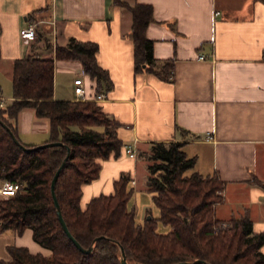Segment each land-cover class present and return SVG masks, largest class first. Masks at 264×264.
<instances>
[{
	"label": "crops",
	"instance_id": "0c3cea01",
	"mask_svg": "<svg viewBox=\"0 0 264 264\" xmlns=\"http://www.w3.org/2000/svg\"><path fill=\"white\" fill-rule=\"evenodd\" d=\"M0 0V99L12 96V67L17 58L36 51L53 57V99H76L81 81L85 95L119 125L122 146L117 155L97 159L96 178L81 186L80 205L114 192V181L128 176L127 208L142 223L159 209L146 190L147 160L143 154L155 141H181L193 170L216 173L224 181L215 217L228 221L248 216L254 232L264 233V0ZM148 4L152 19L145 35L159 65L169 61L171 78L153 70H134L130 6ZM216 10L219 12L216 13ZM29 16V18H27ZM36 21V39L26 42L21 30ZM52 30V39L47 37ZM70 38L97 43V63L109 84L97 90V80L77 59L55 58V45ZM46 40L49 43L46 46ZM204 58H199L200 55ZM2 87L8 95H2ZM19 140L36 145L50 137L49 119L23 107L12 120ZM207 134L211 135L206 139ZM133 146L134 156L126 147ZM144 158V159H142ZM139 172L144 174L138 182ZM141 174V175H142ZM140 175V176H141ZM134 181V182H132ZM1 198V196H0ZM169 225L160 221L158 232ZM9 245L31 253L51 251L32 238V230L0 231V264L8 260ZM260 250L264 253V243Z\"/></svg>",
	"mask_w": 264,
	"mask_h": 264
},
{
	"label": "trees",
	"instance_id": "16d2710c",
	"mask_svg": "<svg viewBox=\"0 0 264 264\" xmlns=\"http://www.w3.org/2000/svg\"><path fill=\"white\" fill-rule=\"evenodd\" d=\"M130 10L134 70H153L171 78L172 65L169 61L157 64L152 40L145 35L151 6L135 4ZM97 48L95 42L70 38L66 45H55V58L79 60L84 72L96 78L99 92L110 82L96 61ZM53 68V57L36 51L15 59L13 99L0 107V180L21 184L18 192L0 198V231L21 233L30 228L34 241L51 253H31L25 246L9 245V259L1 264H123L121 248L128 264H264L260 250L264 233L253 231L248 216L228 221L215 217L224 181L216 173H188L195 158L187 156L181 141L152 142L143 154L148 162L146 190L152 193L158 217L148 213L142 223L135 221V213L127 208L131 190L126 188V175L114 181L113 193L95 196L82 208L81 186L97 177V159L117 155L121 149L116 134L119 123L95 100L53 99ZM23 107H33L37 116L49 119L50 137L45 142L62 144L32 150L18 146L11 136L18 138L12 120ZM67 147L69 155L54 192L68 229L83 248L92 246L89 252L79 250L63 230L50 189ZM253 181L264 187L255 177ZM159 221L170 229L158 232ZM196 259L200 261L191 263Z\"/></svg>",
	"mask_w": 264,
	"mask_h": 264
},
{
	"label": "built area",
	"instance_id": "2783aa9c",
	"mask_svg": "<svg viewBox=\"0 0 264 264\" xmlns=\"http://www.w3.org/2000/svg\"><path fill=\"white\" fill-rule=\"evenodd\" d=\"M219 11L216 10V13H218ZM36 27H37V22L36 21H29L26 23V25L22 28L21 30V34L22 37L24 38V40L26 42H32L36 39ZM52 46H55L54 41L52 42ZM199 58H204V55H200ZM74 92L76 94V99L77 100H97V99H101L104 98V94L103 93H99L96 94L94 96V98H88L85 95V91H84V87L81 81H77V84L74 87ZM4 101L2 99H0V107L4 106ZM211 135L207 134L206 139H210ZM126 150L129 154V156H134L135 155V150L133 148V146L131 145H127ZM134 182V181H132ZM21 188V184L18 182H13L10 180H0V196L1 197H5V196H10L15 194L16 192H18Z\"/></svg>",
	"mask_w": 264,
	"mask_h": 264
},
{
	"label": "water",
	"instance_id": "95a60500",
	"mask_svg": "<svg viewBox=\"0 0 264 264\" xmlns=\"http://www.w3.org/2000/svg\"><path fill=\"white\" fill-rule=\"evenodd\" d=\"M3 125L7 127V125H5L3 123ZM11 136L14 140V142L20 146L21 148L23 149H26V150H32V149H35V148H39V147H43V146H48V145H59V144H62L61 141H49V142H43V143H40V144H36L34 146H30V147H27L25 145L22 144V142H20V140H18V138L13 134L11 133ZM68 155H69V147H67V153L66 155L64 156L63 160L61 161L60 165L58 166V168L55 170L53 176H52V179H51V183H50V189H51V193H52V197H53V201H54V204H55V207H56V212H57V215H58V219L62 225V228L63 230L65 231V233L67 234V236L69 237V239L74 243V245L81 251L83 252H89L92 248V246H89L88 248H83L80 243L76 240V238L71 234L70 230L68 229L65 221H64V218L61 214V211H60V207H59V204H58V201H57V198H56V195H55V192H54V185H55V182H56V179L58 177V174L60 172V170L62 169V167L64 166L67 158H68ZM98 237H96L95 239H97ZM121 262L123 264H128L126 262V258H125V254H124V251L123 249L121 248ZM200 260L196 259L194 260L193 262L191 263H195V262H198ZM174 264H181L180 262H177V263H174Z\"/></svg>",
	"mask_w": 264,
	"mask_h": 264
},
{
	"label": "rangeland",
	"instance_id": "374dc122",
	"mask_svg": "<svg viewBox=\"0 0 264 264\" xmlns=\"http://www.w3.org/2000/svg\"><path fill=\"white\" fill-rule=\"evenodd\" d=\"M47 37L49 38V39H52L51 37L53 36V32H52V30L50 29V30H48V32H47ZM2 89V95L6 98L7 96H5V95H8L7 93H6V90L4 91V87H2L1 88ZM142 159H144V158H142ZM142 172L140 173L139 172V176H138V182L140 183V182H142L143 180H142V178L141 177H143L144 176V174H142ZM141 175V176H140ZM7 196H5V197H1V198H6ZM221 225L222 226H225V223H221Z\"/></svg>",
	"mask_w": 264,
	"mask_h": 264
}]
</instances>
